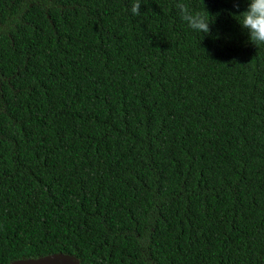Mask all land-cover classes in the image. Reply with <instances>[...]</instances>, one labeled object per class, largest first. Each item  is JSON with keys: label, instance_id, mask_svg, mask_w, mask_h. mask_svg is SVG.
I'll return each instance as SVG.
<instances>
[{"label": "trees", "instance_id": "obj_1", "mask_svg": "<svg viewBox=\"0 0 264 264\" xmlns=\"http://www.w3.org/2000/svg\"><path fill=\"white\" fill-rule=\"evenodd\" d=\"M133 2L0 0V264H264L249 0Z\"/></svg>", "mask_w": 264, "mask_h": 264}, {"label": "clouds", "instance_id": "obj_2", "mask_svg": "<svg viewBox=\"0 0 264 264\" xmlns=\"http://www.w3.org/2000/svg\"><path fill=\"white\" fill-rule=\"evenodd\" d=\"M233 2L235 7H239L238 0H233ZM141 5L140 0H134L130 8L131 14L139 16ZM204 6L205 11H193L184 0H176L175 4L180 19L186 22L189 28L208 35L215 17L211 20L209 17L213 15L207 10L205 4ZM239 14L242 15V20L238 22L241 28L248 33L249 40L256 47L264 44V0H249L247 9Z\"/></svg>", "mask_w": 264, "mask_h": 264}, {"label": "water", "instance_id": "obj_3", "mask_svg": "<svg viewBox=\"0 0 264 264\" xmlns=\"http://www.w3.org/2000/svg\"><path fill=\"white\" fill-rule=\"evenodd\" d=\"M4 264H80V262L70 254L58 252L37 258L15 259Z\"/></svg>", "mask_w": 264, "mask_h": 264}]
</instances>
